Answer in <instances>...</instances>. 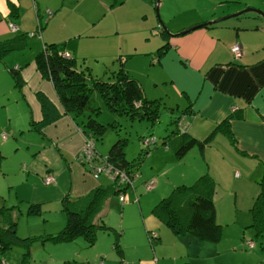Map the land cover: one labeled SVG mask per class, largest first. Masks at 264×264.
Returning <instances> with one entry per match:
<instances>
[{"label": "crops", "instance_id": "obj_1", "mask_svg": "<svg viewBox=\"0 0 264 264\" xmlns=\"http://www.w3.org/2000/svg\"><path fill=\"white\" fill-rule=\"evenodd\" d=\"M156 2L0 0V42L10 41L13 45L0 57V71H9V68L17 66L22 77L19 85L14 81L12 91H1L0 96L6 102L25 105L31 117L30 125L35 130L33 122L42 118L38 91L44 92L60 111V116L44 125L41 131L38 130L40 135L34 139L24 138L10 124L6 126L11 133L1 129L8 135L4 138L0 133V159L5 158L0 161V205H13L15 217L18 210L21 212L22 236L61 230L66 221L62 208L64 196L75 198L101 184L100 179L93 178L86 165L75 158L84 141L79 118H74L65 110L52 82L36 66L35 56L47 42L55 43L60 52L70 54L75 66L89 73L86 75L89 84L91 74L106 77L123 62L125 70L143 86L145 96L159 100L160 114L164 111L177 113L175 117L172 115L177 124L174 135L166 138L165 147L157 149L167 153L166 160L161 167L153 163L152 170L148 173L143 170L138 179L141 197L133 188L127 189L122 196H110L94 218L95 223L105 224L106 229L96 227L91 235L73 238L83 237L86 241L79 242L80 248L75 250L77 259L70 258L78 264L116 263L117 258L112 257L114 241L102 236L101 229L111 227L107 225L109 214L119 208L121 219L118 225L122 230V240L127 233L123 223L124 204L132 201L139 203L141 212V253L139 250L137 257L140 264H180L183 261L189 264H220L208 261L207 256L200 259L201 253L192 254L202 252L200 250L204 247L215 249L216 244H210L215 241L202 240L189 232L175 233L152 210L177 185L193 184L204 173L210 174L216 182L213 197L217 220L222 223L224 234L225 231H233L235 250L245 245L241 239L246 236V228L250 227L252 232L255 230L254 226L248 225L253 221V206L264 181V17L255 11L233 14L247 7L264 10V0H161L162 19L157 14ZM202 2H205L203 7L199 5ZM225 15L230 16L180 32ZM10 21L16 24L15 30L8 27ZM160 24L170 30L167 36L162 29L156 31ZM126 26L141 28V33L146 35L133 46L132 43L126 45L123 43ZM234 42L242 44L240 55L231 49ZM115 43L120 53L109 62L106 55ZM136 50L150 56L152 68L147 73L150 78L148 83L142 76L131 73L128 64L129 68L126 67L127 59ZM151 88L155 91L150 92ZM179 118H183L182 126L178 123ZM225 119H229L233 138L226 131L219 130L203 147L195 143L183 155L176 154L178 150L175 153L174 150L183 144L184 132L204 140ZM21 149L30 154L31 160L26 158L27 154H18ZM9 155L16 156L19 163L14 164V158H9ZM175 162L184 163L180 164L181 170L176 173L173 172ZM48 170L54 173V182L43 181ZM13 177H18L21 184L16 185ZM150 177L156 179L155 185L146 189L144 181ZM29 202H41L42 212L39 215L42 217L34 218L33 214L26 212ZM21 203L25 205L21 206ZM223 203L229 209L221 212ZM49 209L53 210V217L47 215ZM18 220L17 230L20 225ZM152 230L159 233L156 242L151 238ZM108 231H113L114 240L117 238L119 242L120 233L113 227ZM255 232L249 238L257 240ZM101 239L104 244L100 243ZM85 245L91 248L81 253L80 249ZM167 245L173 252L165 251ZM138 246L135 244L134 248L138 249ZM182 247L188 248V251H183ZM31 248L34 249L32 243ZM114 248L121 258L133 261L124 247ZM251 253L261 258L258 264H264V248ZM105 254L110 257L105 258ZM65 259L59 257V264Z\"/></svg>", "mask_w": 264, "mask_h": 264}, {"label": "trees", "instance_id": "obj_2", "mask_svg": "<svg viewBox=\"0 0 264 264\" xmlns=\"http://www.w3.org/2000/svg\"><path fill=\"white\" fill-rule=\"evenodd\" d=\"M168 32L167 28L162 27V33L165 36L168 35ZM12 48L13 45L10 41L0 42V57ZM74 62L70 54L60 52L53 42H47L44 48L35 56L37 68L44 77L50 79L65 110L74 118H79L84 138L92 137L94 140L101 138L105 127L90 113L86 115L85 120L82 119V116L85 115L92 88L98 89L107 106L113 112L123 113L130 117L158 119L160 114L159 100L157 98L149 99L145 96L143 86L125 70L123 62H120L118 68L106 74V77L91 74L93 77L91 76L92 81L90 84L86 79V75L88 76L89 73L86 74L84 70L77 68ZM9 71L14 78L15 84L19 85L22 81L19 67H11ZM37 97L42 108V118L35 123L33 122L32 125L37 131H41L44 125L60 116V111L44 92L38 91ZM98 108H92L93 112H96ZM219 130L226 131L229 136L234 137L229 119H225L216 125L204 140L197 139L190 132H184L185 139L177 153L183 155L195 143H199L203 147L205 142H209ZM125 141L126 138L116 139L105 155L98 153L94 160L99 161V157L103 156L104 160L108 162L107 164L112 166L113 169L126 173V180L119 182L120 176H117L116 178H111L114 182L112 185L99 184L75 198L64 196L62 208L66 221L61 230L40 235H17V219L14 215L15 213L12 212L14 206L0 205V214L3 216V219L0 220V252L6 248L19 245L25 249L23 256H27L34 240L39 239L42 242L68 241L78 235H91L96 227L106 229L105 224L95 223V216L102 209L105 200L113 194H126L130 186L135 191L134 181L139 176L137 169L129 168L128 166L129 160L125 157L123 150ZM147 152L149 153V151ZM86 166L88 167L89 165ZM89 167H93V165ZM49 173L53 174L54 180L52 182H54L55 175L50 170L43 176V181L44 177ZM101 173L103 172L97 171V175ZM152 178L154 177L144 181L146 189H148L147 182ZM215 184L214 178L210 174L204 173L193 184L177 185L170 194L163 197L153 207V213L175 233L189 232L202 240L219 241L223 234V225L217 220L216 215V205L213 197ZM253 210V221L248 226H254L256 230L255 236L261 237L260 241L264 248V181ZM5 212L9 214L6 218L4 217ZM26 212L28 214H40L42 212L41 202H29ZM110 229L111 227L107 230ZM152 234L153 241L156 242L159 239V233L153 231ZM114 247L118 249L120 247L117 238L114 240ZM62 264L78 263L72 259H65ZM180 264H189V262L183 261Z\"/></svg>", "mask_w": 264, "mask_h": 264}, {"label": "rangeland", "instance_id": "obj_3", "mask_svg": "<svg viewBox=\"0 0 264 264\" xmlns=\"http://www.w3.org/2000/svg\"><path fill=\"white\" fill-rule=\"evenodd\" d=\"M205 2L199 3L201 7ZM160 14H161V8H160ZM178 17V16H175ZM163 27V26H162ZM161 28H158L161 30ZM124 39L123 43L128 45L132 43V46L134 43H138L139 40H141L142 36L146 34L141 33V28L136 27H129L126 26L124 29ZM1 41V40H0ZM120 53L118 49H116V43L113 47L110 48V50L107 52L106 57L109 58V62H111L113 56ZM130 53V52H124L123 54ZM137 53V54H136ZM136 53H134L132 56H130L126 61V67L128 65L130 66L129 70L133 74H138L140 77L142 76L145 83H148L150 78L148 76V71L150 68H152V63L150 61V56L145 55L143 53H139L136 50ZM100 60V59H99ZM98 61V60H97ZM0 62L2 63L1 59ZM128 64V65H127ZM111 72V71H110ZM109 72V73H110ZM103 72H100V74ZM14 83V78L9 73V71H0V92L1 91H12V84ZM155 91L153 88L150 89V92ZM154 95V94H151ZM96 112H93L92 108H96ZM165 112L161 113L159 115V118L156 120H152L148 117H130L128 115H125L123 113L113 112L109 109L106 102L104 101L102 95L98 91V89H93L90 92L89 99L87 102V108L85 110V115L82 116V119H86L87 114H91L95 119L104 124L105 127L103 129V134L101 138L95 139L94 145H95V151L98 152L100 155H105L110 146L116 139L118 138H126V141L123 146L124 155L129 160V168L137 169L140 176L136 179L134 182L136 193L139 194V197H141V186H138V179L141 178V173L144 170L145 173H148L153 168V163L156 167H161L163 162L166 160V154L158 152L157 149L161 147H165L166 138H170L174 135L175 128L177 126L176 120L174 121L175 115L177 113H169ZM174 115V117H172ZM31 117L27 114L26 106L21 104H15L13 102H6L3 96H0V133L3 131L1 129H5L6 132L11 133V130L7 128L6 124H10L14 129L18 131V134L23 135L24 138L28 139H34L36 136L40 135V133L33 129L30 125ZM80 121V120H79ZM114 124V125H112ZM20 130V131H19ZM10 131V132H9ZM2 135V134H1ZM157 136V143L152 145L151 149L147 147V145H144L143 138L145 136ZM16 136V134H15ZM3 137V136H2ZM147 138V137H146ZM24 145V144H23ZM97 146V147H96ZM81 148V147H80ZM103 150H100V149ZM179 148L175 149V153ZM156 150V151H155ZM149 151V153L147 152ZM155 151L153 154L152 152ZM18 154L20 155H26L24 149H21L18 151ZM178 154V153H176ZM9 158H14V164L19 163V159L15 158L16 156H8ZM26 158L31 160L30 154L26 155ZM1 158L0 161H2ZM7 160V159H6ZM12 160V159H11ZM78 162L82 164L89 165L88 162H81L80 159H76ZM193 160V159H192ZM27 161V160H21V162ZM194 162V160H193ZM90 163L96 167L100 165L99 161L92 160ZM189 163V162H188ZM27 164V162H26ZM84 164V165H85ZM180 164L184 165V163H173V172L176 173L180 169ZM87 167L90 175L93 178L100 179V183H106L105 185H112L113 181L109 175L106 173H101L98 175H94L91 167ZM25 167V166H24ZM23 167V168H24ZM8 174H11L9 172ZM5 175V178L8 176ZM14 181L16 182V185H20L21 182H18V177H13ZM97 186V185H96ZM23 189V187H21ZM128 189H132V186H130ZM260 189V188H259ZM170 193V192H169ZM114 198H116V195H112ZM144 200V199H143ZM141 203V200H140ZM51 204V202H49ZM25 205L24 203H21V206ZM126 207V211L124 213L123 217V223L127 230V233L121 240V233L122 230L119 227L118 223L121 219V210L117 211H111L109 214L107 225H110L113 227V229L120 233L119 235V248H125L127 256L133 261L127 262V258L123 257L121 258L118 252L114 247L113 249V255L112 257H116L117 261L115 264H140L137 257H138V251L140 250L141 253V212L139 209V203L136 201H132L130 204H124ZM54 208V207H52ZM229 207L226 204H221L220 211L224 212L225 210H228ZM49 212L47 215H50V217H53L54 212L53 210H48ZM8 212L4 213V217L8 216ZM12 216V215H10ZM31 216H34V218L42 217V215L39 214H33ZM44 217H46V214H44ZM18 220L19 230L16 231L17 235L22 236L23 228V221L21 212L18 210L16 219ZM3 219V216L0 214V220ZM101 221V220H100ZM56 219L54 220V224H56ZM246 236L241 241L245 242V245L242 247L240 246L238 248V251L234 248V240L232 238L233 231H225V234L223 233V237L220 241H215L210 244H216V248H209L204 247L200 251L202 252H192V254L201 253L202 258H205L207 256L208 261L214 260V262H219L220 264H258L261 258H257L254 255H252L251 252L257 253L259 250H263V246L260 243V237L255 239L256 245L253 247H249L247 244V239L254 234L255 230H250V227L246 228ZM101 234H104L102 236L107 237V239H111L112 242L114 241L115 234L113 231H108L101 229ZM172 232V231H171ZM45 234V233H44ZM101 236V237H102ZM86 242L83 237H77L76 239L70 240V241H61V242H51V241H45L41 242L40 240H35L32 242L34 249L30 247V253L27 256H23V251L25 250L24 247L15 245L9 248H6L4 251L0 252V264H59V257H65L66 259L75 258L77 259V256L75 255V250L80 248L79 242ZM103 242V239L100 240V243ZM106 242V241H105ZM87 244V243H86ZM104 244V242H103ZM139 244V248L135 249L134 245ZM219 244H223L221 247H217ZM86 246V245H85ZM113 246V245H112ZM91 247L88 245L84 247L81 250V253L87 252ZM152 248V245L150 246ZM153 250V248H152ZM183 251H188V248L182 247ZM166 252H173L170 245H167ZM154 252V251H153ZM154 254V253H153ZM152 254V255H153ZM105 258L110 257V255L105 254ZM180 260L177 262L179 263ZM181 263V262H180ZM159 264H166L164 262H161Z\"/></svg>", "mask_w": 264, "mask_h": 264}, {"label": "built area", "instance_id": "obj_4", "mask_svg": "<svg viewBox=\"0 0 264 264\" xmlns=\"http://www.w3.org/2000/svg\"><path fill=\"white\" fill-rule=\"evenodd\" d=\"M8 27L11 30H15L16 29V24L14 22L10 21L8 23ZM161 27H162V25L160 24L159 28H161ZM231 49L236 55H240L242 53V44L240 42H234L231 45ZM178 123L182 126L184 124L183 118H179L178 119ZM1 134H2L3 137L6 136L5 132H1ZM94 142H95V140L92 137H85L81 148L76 153V157L75 158L76 159H80L81 162H83V163L86 161L90 165H92L90 163V161L94 160L95 157L98 156V152H96L95 149H94L95 148ZM143 142H144V145L146 144L147 147L150 148L153 144L157 143V137L155 135L150 136V137L149 136H145L143 138ZM99 163H100V165L98 167H96L94 165H93V167H91L94 175H97V171H98V172L106 173L111 178H116L117 176H120L119 180H118L119 182L126 180V173L124 171L123 172H118L117 170L113 169L112 166L107 164L108 162L104 160L103 156L99 157ZM53 180H54V176L51 173H49L48 175H46L44 177V181L46 183L52 182ZM154 184H155V179L152 178V179H150L147 182V187L151 188ZM151 238L153 239V234H151ZM247 244H248L249 247L255 246L256 245L255 239L248 238L247 239Z\"/></svg>", "mask_w": 264, "mask_h": 264}, {"label": "water", "instance_id": "obj_5", "mask_svg": "<svg viewBox=\"0 0 264 264\" xmlns=\"http://www.w3.org/2000/svg\"><path fill=\"white\" fill-rule=\"evenodd\" d=\"M160 2H161V0H157V2H156V11H157V14H158V16L160 17V19H162V18H161V15H160ZM245 11H255V12H259V13L262 14L263 17H264V10L261 9V8H257V7H247V8H243V9H241V10L235 12L233 15H238V14L243 13V12H245ZM229 16H230V15L220 16V17H217V18H215V19H213V20H208L207 22H203V23H201V24H196V25H193V26L187 27V28H185V29H182L180 32H186V31H189L190 29L195 28V27H197V26H199V25H208V24H211V23H213V22H217V21H220V20H222V19H225V18H227V17H229ZM166 28H167V27H166ZM167 29H168V28H167ZM168 31L170 32L169 29H168ZM171 33H172V32H171Z\"/></svg>", "mask_w": 264, "mask_h": 264}]
</instances>
